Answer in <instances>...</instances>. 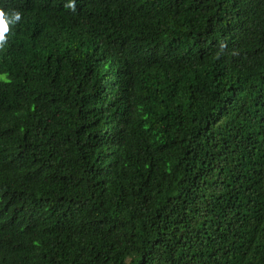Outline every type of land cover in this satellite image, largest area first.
Masks as SVG:
<instances>
[{
  "label": "trees",
  "instance_id": "trees-1",
  "mask_svg": "<svg viewBox=\"0 0 264 264\" xmlns=\"http://www.w3.org/2000/svg\"><path fill=\"white\" fill-rule=\"evenodd\" d=\"M0 14V264H264V0Z\"/></svg>",
  "mask_w": 264,
  "mask_h": 264
},
{
  "label": "clouds",
  "instance_id": "clouds-1",
  "mask_svg": "<svg viewBox=\"0 0 264 264\" xmlns=\"http://www.w3.org/2000/svg\"><path fill=\"white\" fill-rule=\"evenodd\" d=\"M71 7V4L69 5ZM2 15V14H0ZM13 20H18L19 19V14L18 13H15L13 14V17H12ZM4 24H5V21L4 19H0V28H4ZM4 30L6 31V28H4ZM2 35H0V39H2Z\"/></svg>",
  "mask_w": 264,
  "mask_h": 264
}]
</instances>
